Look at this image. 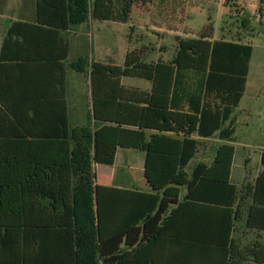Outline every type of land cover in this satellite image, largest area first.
<instances>
[{
  "label": "trees",
  "instance_id": "1",
  "mask_svg": "<svg viewBox=\"0 0 264 264\" xmlns=\"http://www.w3.org/2000/svg\"><path fill=\"white\" fill-rule=\"evenodd\" d=\"M34 1L36 18L12 23L0 59V264H157L159 240L186 208L213 224L214 242L229 240L244 190L231 181L229 142L252 45L213 40L212 24L198 37H177L169 61H144L142 47L128 51L123 66L85 57L68 63L66 32L90 19L129 23L136 6L155 0ZM241 24L248 29L251 21ZM67 65L89 73L92 116L85 125L69 121ZM123 78L148 80L151 91L126 87ZM148 130L179 137L177 151L152 155V191L98 184L96 165H114L119 148L150 150ZM215 136L224 143L212 163L191 167L201 139ZM170 159L177 163L167 173ZM261 164L255 186L245 187L253 197L249 223L252 210L264 207V152Z\"/></svg>",
  "mask_w": 264,
  "mask_h": 264
},
{
  "label": "rangeland",
  "instance_id": "2",
  "mask_svg": "<svg viewBox=\"0 0 264 264\" xmlns=\"http://www.w3.org/2000/svg\"><path fill=\"white\" fill-rule=\"evenodd\" d=\"M224 1L155 0L147 7L136 6L129 23H109L90 19L87 23L73 28L69 34L72 45L70 60L74 61L79 57L89 58L91 62L112 60L119 66H123L128 51L141 49L144 46L148 47V54L143 58L144 61H158L161 58L170 60L175 54L174 46L177 36L198 37L205 26L212 24L215 27L216 39L226 38L235 41L243 39V42L252 45L254 51L250 62L247 91L235 111L238 124L234 136L237 153L233 180L236 182L240 174L255 176L262 167L260 155L261 147L264 148V4H261L260 0H238V8L230 11L224 5ZM0 4L5 17V20L0 21V37L2 28L9 19L29 16L34 8V3L30 0H0ZM260 7L263 10L260 11ZM245 18L251 21L248 29H244L241 24ZM160 47H166L167 51H159ZM75 73L77 72L74 71L70 77V82L73 87H81L82 97L88 103L91 95L90 77L88 74L77 76ZM123 83L145 89H148L149 85L148 80L139 78H123ZM245 112L253 116L248 117ZM74 122L77 120L74 119ZM153 135L155 134L149 135L150 140L153 139ZM156 140L155 138L154 142L152 141L153 147L156 145ZM157 144L165 146L168 152L173 149L177 151L179 148V141L175 137L168 136ZM136 155L140 159L138 162L145 163L147 167L148 153L137 152ZM208 155V151L200 153L205 160H210ZM248 157L251 158V163H247ZM155 158V156L151 157L150 161L153 162ZM118 163L121 164V154H119ZM176 163L175 160L170 159L165 171L167 173L174 171ZM193 164L192 162L190 166L192 167ZM103 169L108 167H97L99 175ZM146 170H144L145 173L130 171L132 178L123 186L148 191Z\"/></svg>",
  "mask_w": 264,
  "mask_h": 264
},
{
  "label": "crops",
  "instance_id": "3",
  "mask_svg": "<svg viewBox=\"0 0 264 264\" xmlns=\"http://www.w3.org/2000/svg\"><path fill=\"white\" fill-rule=\"evenodd\" d=\"M30 1L34 3L33 4L34 8L31 15L29 16L24 15L18 19H9L2 28V32H1L2 34L0 37V59H1L3 44L7 36V31L9 27L12 25V23L17 21H34V19L36 18V3L34 0H30ZM0 16H1L0 21L5 20L4 14L2 13L1 10V4H0ZM103 22L116 23L111 21H103ZM72 30L73 29L66 32V36L69 42L71 41L69 34ZM177 37H176V45L174 46L175 49L174 51L177 50V46H178ZM215 37L216 36L214 34L213 40H220V39H216ZM241 40L243 41V39ZM12 50L16 51L17 49L15 50L12 49ZM71 50H72V45L70 43V55L72 53ZM159 51H167V50L166 47H160ZM100 52H105V51H100ZM71 61L72 60H70V56H69L68 63ZM164 61H169V59ZM97 62L118 65L112 60H109L107 62L102 60L101 61L97 60ZM66 67H67L66 70L67 75H66V83H65V90H66L65 97L68 105L69 121L71 126L73 127L77 125H85L90 121V116H92V97L90 95V100L88 101V103L86 100L83 99L82 97L83 93L82 90L80 89L81 87L79 86L73 87L72 83L70 82V77L72 76V74H74L73 69L69 67V65H67ZM75 74L78 76V74L86 75L87 73L86 74L75 73ZM122 84L126 87L136 88L144 91H151L152 88V83L150 81H149L148 89L142 88L137 85H128V84L126 85L123 83V79H122ZM246 91H247V85H246L245 93ZM245 115H247L248 117L253 116V114L251 113L249 114L248 112H245ZM235 116L237 120L236 122V126H237L238 116L236 114ZM74 119H76L77 122H74ZM151 133L155 134L152 137H156V136L161 137L156 140V145L154 147L152 146V141L154 142V138L151 140L149 138V135ZM168 136L171 138L175 137L176 139H179V137H177L173 133H161L156 130H148V138L149 141L151 142V146L148 152H143L145 154L148 153V170L150 168L149 165L150 159L154 153L155 154L157 153L156 155L162 158H164L168 154V149L165 146L163 145L158 146L157 144L159 141L161 142L164 141L163 138ZM223 143L224 142L220 140L218 136H215L214 138L211 139H201L199 151L196 155V158L192 161L194 163L192 167H194L198 162H205L211 164L215 157V151ZM229 143L235 146V156L232 166L231 181L232 183L236 184L238 187L244 188L242 192V202L239 208L240 214L239 217L234 221V225L230 230L229 240H225L224 242L222 240H217L214 242L212 239L215 240L217 239V237L213 238V235L216 234V231H214L213 224L202 223L200 219L201 213L198 210L195 211L189 208L181 209L179 211V214L176 215L171 225V229H173L172 233L168 236L161 237V239L159 240L161 248H160L159 256L156 257L157 264H264V207L258 205L256 208L252 210L253 221L249 223V208L253 204V197H252V193H250V191H248V189L246 190L245 188V187H251L252 189L255 186L256 179L259 176V174L262 172L263 168L261 167V171L255 176L252 175L246 176L245 173H242L240 174L238 180L235 182L233 180V169L236 161L237 147L234 144V137H233V141ZM261 148L263 153L264 148L263 147ZM203 151L209 152L208 156L210 160H205L202 156H200V153ZM137 152H142V151L131 148H119L114 165L112 166L96 165L95 170L97 173L98 184L126 188L123 185L128 183L132 178L130 175V171L132 172L140 171L145 173L144 170L147 169V167L145 163L142 164L141 162H138V160L140 159L138 158V155H136ZM119 154H121L120 165L118 163ZM260 156H262V154ZM251 162H252L251 158L248 157L247 163H251ZM98 166L100 168H102L103 166H107L108 169H103V171L101 170L100 171L101 173L99 175L97 171ZM151 191H152V187L148 180V192ZM185 194L186 191H183L182 196Z\"/></svg>",
  "mask_w": 264,
  "mask_h": 264
}]
</instances>
